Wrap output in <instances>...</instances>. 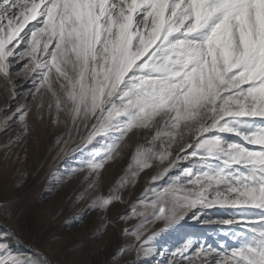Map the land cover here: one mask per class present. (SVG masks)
<instances>
[{"label": "snow or ice", "instance_id": "6c2138e0", "mask_svg": "<svg viewBox=\"0 0 264 264\" xmlns=\"http://www.w3.org/2000/svg\"><path fill=\"white\" fill-rule=\"evenodd\" d=\"M37 124L64 164L44 191L75 182L91 239L122 222L116 256L264 264V0H0V264H60L12 210Z\"/></svg>", "mask_w": 264, "mask_h": 264}, {"label": "rangeland", "instance_id": "374dc122", "mask_svg": "<svg viewBox=\"0 0 264 264\" xmlns=\"http://www.w3.org/2000/svg\"><path fill=\"white\" fill-rule=\"evenodd\" d=\"M35 128V132L28 138V162L23 167L30 171L40 167V172L35 178L29 177L24 190L19 194L18 202L12 206L13 213L24 210L23 214L18 216V220L26 229L31 243L54 257L60 264H117V261L119 264H126V262L132 264L134 256H116V250L123 243L119 232V229L124 226L122 222L117 228L109 227L107 234L99 239L90 238L93 230L101 223L93 212L85 214L81 223H72L71 227L65 223V220L71 221L72 214L81 210L84 205L83 202L73 204L75 192L78 191L75 182L66 186L62 185L53 193L44 191L49 174L57 169L63 170L64 164L60 159L53 160L58 149L52 148L53 135L48 133L47 124H37ZM7 135L0 133V142H3ZM127 162L128 156L125 155L122 161L107 166V171L102 177L101 190L103 192L106 193L108 187L121 175ZM14 179L18 178L11 176L10 169L7 183L10 184ZM142 190L143 177L129 198V203L135 200ZM127 211V205L117 203L108 212V216L113 218L118 213L126 214ZM0 222L6 226L9 223L2 216H0ZM130 223H135V221H130ZM183 226L187 230H210L201 228L190 219L184 221ZM2 230L3 226L0 224V231ZM53 236L60 239L54 241L49 247V241ZM164 239L175 240L176 237L175 235L165 236ZM76 245L79 247L76 248ZM20 250L23 251V249Z\"/></svg>", "mask_w": 264, "mask_h": 264}, {"label": "bare ground", "instance_id": "6f19581e", "mask_svg": "<svg viewBox=\"0 0 264 264\" xmlns=\"http://www.w3.org/2000/svg\"><path fill=\"white\" fill-rule=\"evenodd\" d=\"M0 224H1L2 226H6L5 224H3V223H1V222H0ZM21 249H23V248H21ZM23 250H24V249H23Z\"/></svg>", "mask_w": 264, "mask_h": 264}]
</instances>
